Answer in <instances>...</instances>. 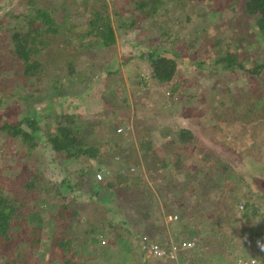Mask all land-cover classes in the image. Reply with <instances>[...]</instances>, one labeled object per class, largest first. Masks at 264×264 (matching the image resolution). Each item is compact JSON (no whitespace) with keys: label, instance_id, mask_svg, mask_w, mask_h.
Instances as JSON below:
<instances>
[{"label":"rangeland","instance_id":"1","mask_svg":"<svg viewBox=\"0 0 264 264\" xmlns=\"http://www.w3.org/2000/svg\"><path fill=\"white\" fill-rule=\"evenodd\" d=\"M26 1L0 0V17ZM101 1L106 2L109 11L115 44L108 47L85 44L81 48L77 39L70 37L65 41L60 33L51 47L54 54H61L60 57L54 56L55 63L46 59L47 72L51 73L44 74L36 85L24 79L22 90L5 91L10 95L0 106V115L10 122H17L16 117H21L29 105L35 106L31 114H42L49 108L54 114L68 110L76 115L75 132L90 144L99 145L103 157L83 163L82 166L90 164L93 171L85 178L80 177L79 166L74 163L65 167L48 147L38 145L30 151L27 143L0 131V188L9 194L5 186L17 173L36 172L42 175L46 187L69 177L73 182L89 180L94 184L93 189L100 191V187L105 188L116 180L117 175H122L118 171L120 168L130 166L133 170L127 175L130 178L128 184L138 186L141 203L138 204L142 207L136 208L131 202L130 199L136 196L134 193H130L129 198L114 195L109 207L115 210L103 204H76L79 216L71 225L70 236L75 240L78 254L73 257L70 252L67 259L75 264H98L109 260H121L126 264H231L236 256L250 255L255 240H264V98L261 100L264 87L252 83L253 75L241 76L239 69H236L237 75L229 71L222 73L219 69L217 72L226 76L225 81L219 80L217 69L210 68L215 53L211 45L202 43L203 37L199 35L203 26L211 32L224 26L231 13L224 9L218 21L220 24L213 25L212 15L208 14V21L196 32L194 22L199 13L203 9L216 12L221 6L219 0H209L206 5L202 0H195L197 7L185 0V12L180 13L169 6L166 17L171 23L167 25L179 31L174 41L179 54L178 71L170 82L158 84L147 74L144 61L138 55L154 45L172 46L171 41L175 38L173 35L170 38L161 36L163 29H156L150 20L140 21L133 30L121 26L120 17L114 11L120 8L123 15L125 9L131 8L125 6L127 0H55L53 9L58 20L63 18L67 23H75L71 29L82 32L86 28L85 18H90ZM188 13L190 18L186 21ZM248 21L252 22L251 18ZM238 22L240 26L245 25L243 20ZM233 28L234 33L239 29ZM88 40L84 38L83 42ZM68 47L74 49L72 54ZM0 54V78L4 79L2 73L11 77L13 70L4 69L11 60L3 52V42L0 43ZM63 57L75 58L73 73L62 68L65 65V62L61 64ZM215 67L219 68L218 65ZM53 72L57 76L62 74V86L57 83V91L71 92L59 97L61 104L42 97L52 85ZM17 79L19 77L15 76L3 86L10 89ZM5 92L1 90L0 95ZM24 95L29 98H23ZM53 117L52 114L44 117L49 127L54 126ZM122 126H128V129L118 132ZM182 128L191 132L192 140L186 144L179 140ZM216 158L229 161L237 177L226 176L224 179L222 176L220 186L212 187L206 199L195 193L194 181L186 176L193 174L192 163L202 169L218 167ZM166 160L172 163L163 166ZM175 162H181V168L172 167ZM103 172L105 176L97 180V173ZM215 172L217 170H212L208 177L212 179V185L216 183ZM52 193L29 197L27 194L28 211L34 209L36 202L44 220L41 242L38 247L24 243L21 246V241H17L20 237H16L13 243L17 242V245H12V252L21 250L29 264H63L59 251L50 247L49 229L62 202V195ZM106 194L103 193L102 198ZM169 215L177 218L168 221ZM121 219L133 225L138 234L147 231L145 226H153L156 238L162 243L195 238L196 247L164 260H148L144 256V262L140 252L122 251L127 240ZM93 222L100 226L96 243L89 241L91 234H85ZM192 231L195 234L190 236ZM101 238L105 241L103 245Z\"/></svg>","mask_w":264,"mask_h":264},{"label":"trees","instance_id":"2","mask_svg":"<svg viewBox=\"0 0 264 264\" xmlns=\"http://www.w3.org/2000/svg\"><path fill=\"white\" fill-rule=\"evenodd\" d=\"M188 1L194 6H198V2L195 0ZM202 1L204 5L210 3L209 0ZM219 3L221 6H219L220 8L216 12L212 9H203L194 22L195 31L197 32L201 25L208 21V14L209 16L212 15L211 24L213 25L220 24L218 21H220L221 13L224 9H227L231 13V16L225 21L224 26L217 27L212 32L203 26L199 33L203 37L202 43L211 45L215 53L210 68L213 71L217 69L216 72L221 69L222 73L229 71L232 75H237L236 69H239L241 76L253 75L254 81H250L252 83L257 82L258 87L263 88L264 0H219ZM199 4L201 3L199 2ZM54 5L55 0H27L25 4L6 11L0 17V43L3 42V52L11 60L10 63L4 66V69L13 70L11 77H5V74L2 73L4 79L0 78V93L1 90L3 92H12L14 88L16 90H18L17 88H21L22 90L24 79L36 85L44 77V74L49 75L51 72H47L49 64L46 59H51L55 63L54 56L60 57L61 54H54L55 50L51 48L55 45L56 37H59L60 33L61 36L64 35L65 41L70 37L77 39L81 48L85 44L87 46L94 44L97 47H108L115 44V30L105 1L100 2L98 8L94 9L93 13L89 15V19L85 18L86 28L82 32H76L75 28L71 29V26L75 23H67L63 18L58 20V16L53 9ZM186 5L185 0H127L125 6H130L131 8L124 10V16L121 15L120 8L119 11H114L120 17V25L125 29L133 30L140 21L150 20L156 29H163L161 36L166 35L168 38L171 35L174 36L175 40L171 41L172 46L165 44L161 46L154 45L148 47L147 50L140 52L138 55L144 61V69L147 71V74L158 84L170 82L178 71L177 57L179 54L176 42L174 41L177 40L179 31L176 32L167 25L171 23L166 17L169 10L168 7L173 6L180 13L181 11L185 12ZM126 15H129V18H126ZM158 18H161V20H158ZM189 18L190 13L185 15L186 21H189ZM248 18H251L252 22L248 21ZM239 20H243L245 25L240 26ZM233 26L239 28L236 33H234L235 29ZM84 38H89V40L83 42ZM68 51L72 54L74 49L68 47ZM240 56L241 58H239ZM74 59L71 60V58L63 57L61 64L65 62V65L62 68L67 69L69 74L73 73ZM216 65L219 68H216ZM54 71L56 72V70ZM55 72L52 73L51 87L43 93L42 97L45 100H55L57 104H61L62 101L59 100V97L70 95L71 92L57 91V83L62 86V74L60 73L57 76ZM222 73L217 72L216 76L221 78L219 80L225 81L226 76H223L224 74ZM15 76L19 77L17 79L18 82L10 89L3 86L4 82L9 81ZM9 95L6 92L0 95V106L9 99ZM29 95L32 96V94ZM29 95H24L23 98L27 99ZM261 97V100H263L264 96ZM232 101L230 100L229 102ZM34 109V105H29L27 111L21 117H16L17 122H10L6 120L4 115H0V131L5 132L12 138L21 140L22 143H27V148L30 151L34 150L38 145L48 147L50 153L59 157L61 164L65 167L74 163L76 166H79L80 177L85 178V176L91 175L93 171L92 166L90 164L82 166V164L91 160H99L103 155L99 145L90 144L75 132L74 118L76 115L69 113L68 110L54 114L52 108L45 109L46 112L42 114H31V111ZM49 114L54 116V126L52 127H49V124L44 120V117ZM179 140L183 144H186V142L192 140L191 132L188 129L182 128L179 133ZM215 161L218 162V167L206 166L205 169L199 168L197 164H190L193 174L186 176L187 179L194 181L193 190L195 193L203 195L206 199L212 187H219L223 178L225 179L226 176L232 177L234 175L233 167L229 164V161L224 162L217 158ZM171 163V160H166L162 165L168 166ZM180 163L177 164L175 162L172 167L181 168ZM214 169L217 170L214 175L216 183L212 185L210 181L212 179L208 177ZM262 170L264 171V166ZM234 177L237 176L234 175ZM42 180L44 178L42 179V175L39 173L31 172L25 174L20 172L6 184L5 188L9 191V194L5 193L3 188H0V246H3L2 249L0 248V264H29L28 259L24 258L21 250L17 253L12 252V245H17V242L13 243L14 240L16 241V237H20V240L17 241H21V246L22 243L25 246L33 247L40 245L44 220L41 218L36 202L33 204L34 209L28 211L27 194L28 197L29 195L37 196L40 193L46 196L50 193L53 194L52 192L60 196L62 195V202L54 215L52 228L49 231L50 247L53 250L59 251L63 264H75V262L67 259L68 253L73 252L71 254L73 257L78 254V250L74 244L75 240L70 236L71 225L74 219L79 216L76 204H80V202L86 206L103 204L111 210H115L116 208L109 207V203L114 195L121 194L123 197L129 198L128 195L134 193L136 196L130 199L132 200L131 202L136 208L141 206L138 186L136 184L129 185L130 178L125 175H117L115 181L109 182L105 188L103 186L100 187V191L93 189L94 184L89 180L73 182L68 177L60 180L59 183H52L49 187H46L42 183ZM173 188L177 189L176 186H173ZM102 189L107 192L103 198L100 197ZM245 215L247 214L245 213ZM181 217L184 218L183 216ZM120 225L123 226L127 240V245L122 251L125 253L130 250L138 251L140 252V257L145 262L143 259L145 258V254L140 249V239L143 235H148L158 240L156 238L157 235L154 233L155 228L153 226H145V231H147L138 234L134 230V226L128 224L125 220L121 219ZM99 228L100 226L95 225L93 222L90 224L89 230L85 231L86 236L91 234L89 238L91 243L99 241V235L96 234ZM164 230L165 228L162 229L163 233ZM193 234H195L194 231L190 232V236Z\"/></svg>","mask_w":264,"mask_h":264},{"label":"built area","instance_id":"3","mask_svg":"<svg viewBox=\"0 0 264 264\" xmlns=\"http://www.w3.org/2000/svg\"><path fill=\"white\" fill-rule=\"evenodd\" d=\"M128 129V126H122L117 129L118 132H122ZM133 168L130 166L127 168H120L118 171L122 175H129L130 171H132ZM105 176V173H97L96 177L97 180H101L102 177ZM177 216H171L169 215L167 217L168 221H171L173 219H176ZM261 239H257L254 242L253 250L250 255L246 256H236L235 259L231 264H252V261L255 260L256 264H264V252H261L257 246L256 242ZM100 243L103 245L105 244L104 239L101 238ZM195 243L196 239H181L178 241H170L168 243H162L156 239H153L152 237L148 235H143L140 239V249L144 252L146 259H160L164 260L167 258H170L171 256L184 251V250H190L195 249ZM98 264H126L125 262L121 260H109V261H103Z\"/></svg>","mask_w":264,"mask_h":264},{"label":"clouds","instance_id":"4","mask_svg":"<svg viewBox=\"0 0 264 264\" xmlns=\"http://www.w3.org/2000/svg\"><path fill=\"white\" fill-rule=\"evenodd\" d=\"M256 246H257V248H258L261 252H264V240H258V241L256 242ZM252 264H256V261L253 260V261H252Z\"/></svg>","mask_w":264,"mask_h":264},{"label":"water","instance_id":"5","mask_svg":"<svg viewBox=\"0 0 264 264\" xmlns=\"http://www.w3.org/2000/svg\"><path fill=\"white\" fill-rule=\"evenodd\" d=\"M106 191H101L100 192V197L102 198V195H103V193H105Z\"/></svg>","mask_w":264,"mask_h":264}]
</instances>
